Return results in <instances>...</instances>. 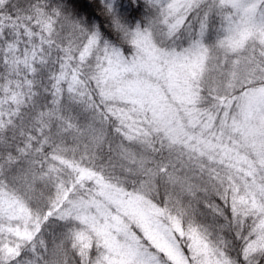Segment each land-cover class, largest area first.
I'll use <instances>...</instances> for the list:
<instances>
[{
	"label": "snow or ice",
	"instance_id": "6c2138e0",
	"mask_svg": "<svg viewBox=\"0 0 264 264\" xmlns=\"http://www.w3.org/2000/svg\"><path fill=\"white\" fill-rule=\"evenodd\" d=\"M0 264H264V0H0Z\"/></svg>",
	"mask_w": 264,
	"mask_h": 264
}]
</instances>
